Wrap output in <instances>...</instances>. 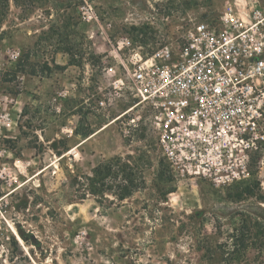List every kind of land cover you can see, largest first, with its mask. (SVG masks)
<instances>
[{"label":"rangeland","instance_id":"obj_1","mask_svg":"<svg viewBox=\"0 0 264 264\" xmlns=\"http://www.w3.org/2000/svg\"><path fill=\"white\" fill-rule=\"evenodd\" d=\"M256 11L264 31V0H0V264H264V145L216 184L233 159L189 173L154 109L113 90V46L183 48L197 23L218 34Z\"/></svg>","mask_w":264,"mask_h":264},{"label":"built area","instance_id":"obj_2","mask_svg":"<svg viewBox=\"0 0 264 264\" xmlns=\"http://www.w3.org/2000/svg\"><path fill=\"white\" fill-rule=\"evenodd\" d=\"M83 8L89 15L84 18L96 17L90 5ZM262 16L256 11L255 23H240L218 34L199 22L183 48L166 44L145 54L139 47L124 58L121 47L113 46L119 71L113 73L114 95L126 90L138 104L154 109L160 147L172 163L179 165L185 155L191 161L189 173L202 168L204 176H212V163L199 161L201 156L218 153L234 160L228 171L236 170L216 174V184L245 173L239 159L264 145ZM10 127L8 119L0 120V133Z\"/></svg>","mask_w":264,"mask_h":264},{"label":"trees","instance_id":"obj_3","mask_svg":"<svg viewBox=\"0 0 264 264\" xmlns=\"http://www.w3.org/2000/svg\"><path fill=\"white\" fill-rule=\"evenodd\" d=\"M96 173V171H95ZM135 182L134 181H131V187H132V191L136 190L138 188L137 185L134 184ZM132 193V192H131ZM131 193H128L127 196H130ZM22 238V240L26 243H31V244H34L35 246H39L40 243L38 240L35 239V237H33V235H26V234H21L20 236Z\"/></svg>","mask_w":264,"mask_h":264},{"label":"bare ground","instance_id":"obj_4","mask_svg":"<svg viewBox=\"0 0 264 264\" xmlns=\"http://www.w3.org/2000/svg\"><path fill=\"white\" fill-rule=\"evenodd\" d=\"M17 240L22 243V238L19 236V234H16Z\"/></svg>","mask_w":264,"mask_h":264}]
</instances>
